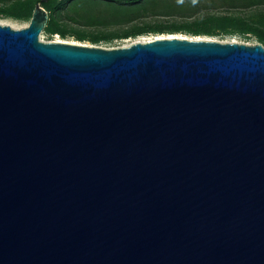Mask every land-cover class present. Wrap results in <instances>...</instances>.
I'll list each match as a JSON object with an SVG mask.
<instances>
[{
  "label": "water",
  "instance_id": "water-1",
  "mask_svg": "<svg viewBox=\"0 0 264 264\" xmlns=\"http://www.w3.org/2000/svg\"><path fill=\"white\" fill-rule=\"evenodd\" d=\"M48 20L0 22V264H264V43Z\"/></svg>",
  "mask_w": 264,
  "mask_h": 264
},
{
  "label": "rangeland",
  "instance_id": "rangeland-1",
  "mask_svg": "<svg viewBox=\"0 0 264 264\" xmlns=\"http://www.w3.org/2000/svg\"><path fill=\"white\" fill-rule=\"evenodd\" d=\"M10 5L0 0V20L17 27L27 25L29 18ZM57 21L65 34L43 30L41 39L106 47L174 35L263 42L264 0H147L135 4L74 0L58 14Z\"/></svg>",
  "mask_w": 264,
  "mask_h": 264
},
{
  "label": "trees",
  "instance_id": "trees-1",
  "mask_svg": "<svg viewBox=\"0 0 264 264\" xmlns=\"http://www.w3.org/2000/svg\"><path fill=\"white\" fill-rule=\"evenodd\" d=\"M1 1H4L5 3H11L12 5L10 6L21 9L23 12L22 15H25L30 20L33 14L35 4L39 0H1ZM41 1L43 5L49 11V20L44 30L47 32H52V33L65 34V30L58 24L57 17H58V14L64 8H67L68 5L74 0H41ZM108 1H117L118 3H121V4H135V3H138L141 1L144 2L147 0H108ZM127 34L128 32H125L121 36H124V35L126 36ZM93 39L94 41H97L99 38H93Z\"/></svg>",
  "mask_w": 264,
  "mask_h": 264
},
{
  "label": "bare ground",
  "instance_id": "bare-ground-1",
  "mask_svg": "<svg viewBox=\"0 0 264 264\" xmlns=\"http://www.w3.org/2000/svg\"><path fill=\"white\" fill-rule=\"evenodd\" d=\"M0 22H6V21H4V20H0Z\"/></svg>",
  "mask_w": 264,
  "mask_h": 264
},
{
  "label": "clouds",
  "instance_id": "clouds-1",
  "mask_svg": "<svg viewBox=\"0 0 264 264\" xmlns=\"http://www.w3.org/2000/svg\"><path fill=\"white\" fill-rule=\"evenodd\" d=\"M194 2H195V0H194Z\"/></svg>",
  "mask_w": 264,
  "mask_h": 264
}]
</instances>
